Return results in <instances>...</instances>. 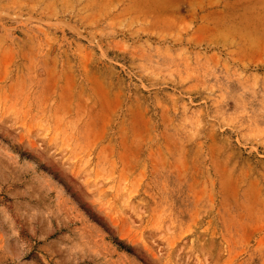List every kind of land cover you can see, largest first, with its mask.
Wrapping results in <instances>:
<instances>
[{"label":"rangeland","instance_id":"374dc122","mask_svg":"<svg viewBox=\"0 0 264 264\" xmlns=\"http://www.w3.org/2000/svg\"><path fill=\"white\" fill-rule=\"evenodd\" d=\"M0 264H264V0H0Z\"/></svg>","mask_w":264,"mask_h":264}]
</instances>
